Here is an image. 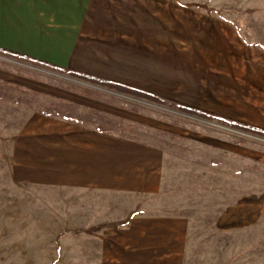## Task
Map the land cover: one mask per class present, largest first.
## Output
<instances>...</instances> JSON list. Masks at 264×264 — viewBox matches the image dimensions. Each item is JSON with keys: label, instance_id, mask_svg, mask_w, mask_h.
<instances>
[{"label": "rangeland", "instance_id": "rangeland-1", "mask_svg": "<svg viewBox=\"0 0 264 264\" xmlns=\"http://www.w3.org/2000/svg\"><path fill=\"white\" fill-rule=\"evenodd\" d=\"M109 1L157 51L161 70L145 81L164 103L0 55V264H75L82 232L137 214L186 220L183 264H264V136L229 125L264 131V0ZM133 80L142 81L139 72ZM32 111L120 126L159 145L161 190L134 196L14 182L11 139Z\"/></svg>", "mask_w": 264, "mask_h": 264}, {"label": "crops", "instance_id": "crops-1", "mask_svg": "<svg viewBox=\"0 0 264 264\" xmlns=\"http://www.w3.org/2000/svg\"><path fill=\"white\" fill-rule=\"evenodd\" d=\"M130 22L109 0H0V49L162 100L145 81L161 70L158 53H149ZM137 72L142 81L133 80ZM108 128L32 111L11 139V179L80 192L159 193L163 149ZM186 229L182 216L133 215L122 226L82 232L75 264H183Z\"/></svg>", "mask_w": 264, "mask_h": 264}, {"label": "trees", "instance_id": "trees-1", "mask_svg": "<svg viewBox=\"0 0 264 264\" xmlns=\"http://www.w3.org/2000/svg\"><path fill=\"white\" fill-rule=\"evenodd\" d=\"M0 55L7 56V57L12 58V59H17L20 62L29 63V64H31V65H33L35 67H44V68H47V69L57 70L59 72H66V73H68V74H70V75H72L74 77L79 78V79L86 80V81L92 82L94 84L107 87L109 89H115L116 91H120V92H123V93L131 94V95H134V96L146 99V100H151V101H154V102H157V103H164L163 100L159 99L158 97H156V96H154V95H152L150 93H147V92H144V91H140L138 89H134V88H131V87H125V86H122V85H117L115 83H110V82L102 81V80H99V79L91 78V77L84 76V75H81L79 73H75V72H72V71H66L64 69L53 67L51 65H45L43 63L28 59V58H26L24 56H21V55L15 54V53H11V52H8V51H4L2 49H0ZM179 109L181 111H183V112H187V113H190V114L197 115L198 117H204V118H208V119H216V120H219V121L222 120V119H219L218 117H214L213 115H211L209 113L197 110V109H195L193 107H188V106H185V105H179ZM229 125H231L233 127H237L239 129H242V130H245V131H249V132L264 136V131L261 130V129H258V128H254V127H251V126H245V125H241V124H238V123H230ZM108 129H115V130H119L120 131L122 128L120 126H110Z\"/></svg>", "mask_w": 264, "mask_h": 264}]
</instances>
